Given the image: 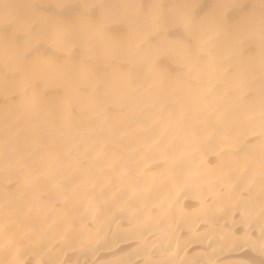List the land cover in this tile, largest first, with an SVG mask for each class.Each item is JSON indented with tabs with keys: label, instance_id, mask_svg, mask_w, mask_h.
I'll return each mask as SVG.
<instances>
[{
	"label": "clouds",
	"instance_id": "obj_1",
	"mask_svg": "<svg viewBox=\"0 0 264 264\" xmlns=\"http://www.w3.org/2000/svg\"><path fill=\"white\" fill-rule=\"evenodd\" d=\"M172 2L123 37L0 32V264H264V0ZM45 40L62 61L31 57Z\"/></svg>",
	"mask_w": 264,
	"mask_h": 264
},
{
	"label": "bare ground",
	"instance_id": "obj_2",
	"mask_svg": "<svg viewBox=\"0 0 264 264\" xmlns=\"http://www.w3.org/2000/svg\"><path fill=\"white\" fill-rule=\"evenodd\" d=\"M172 0H136V3L129 5L126 0H105L103 4L104 12L101 14V6L93 4L88 13H83L84 4L81 0H31V2H16L11 6V10L5 16V23L0 25V32L6 37H13L16 41L24 37L22 31L27 23L36 21L37 23L48 22L57 27L58 30H74L76 32H88L97 34L107 32L117 37H123L127 33V24L122 19L127 15L129 8H138L142 15L150 14L154 9L167 11L172 8ZM185 7L194 18H200L209 12L220 9L217 0H185ZM228 11L226 19L234 22L253 8L250 2L235 3L226 6ZM185 38L182 29L169 31L166 36L161 32L154 41L170 39L183 40ZM254 51V49H251ZM79 48L75 50L74 58L79 59ZM34 59H44L55 56L58 61L63 57L57 53L45 40L36 46L30 54ZM157 68L161 73L176 71V63L170 55H162L157 61ZM15 78V77H14ZM23 135V133H21ZM214 162V160L210 161ZM11 187V186H10Z\"/></svg>",
	"mask_w": 264,
	"mask_h": 264
}]
</instances>
